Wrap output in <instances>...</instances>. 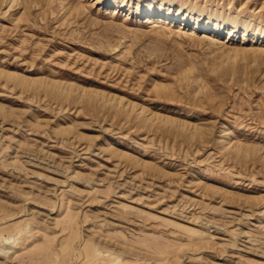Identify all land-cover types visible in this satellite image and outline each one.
Segmentation results:
<instances>
[{"label": "rangeland", "instance_id": "374dc122", "mask_svg": "<svg viewBox=\"0 0 264 264\" xmlns=\"http://www.w3.org/2000/svg\"><path fill=\"white\" fill-rule=\"evenodd\" d=\"M8 2L0 264H264V0Z\"/></svg>", "mask_w": 264, "mask_h": 264}, {"label": "bare ground", "instance_id": "6f19581e", "mask_svg": "<svg viewBox=\"0 0 264 264\" xmlns=\"http://www.w3.org/2000/svg\"><path fill=\"white\" fill-rule=\"evenodd\" d=\"M13 2V0H9V4H11ZM235 29V27H233V29L232 30H234ZM232 33V32H231Z\"/></svg>", "mask_w": 264, "mask_h": 264}]
</instances>
